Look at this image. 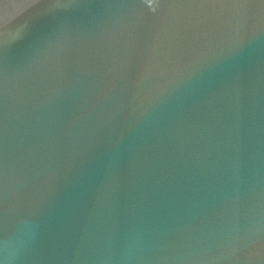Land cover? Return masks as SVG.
<instances>
[{
	"label": "water",
	"instance_id": "obj_1",
	"mask_svg": "<svg viewBox=\"0 0 264 264\" xmlns=\"http://www.w3.org/2000/svg\"><path fill=\"white\" fill-rule=\"evenodd\" d=\"M0 264H264V0H0Z\"/></svg>",
	"mask_w": 264,
	"mask_h": 264
}]
</instances>
